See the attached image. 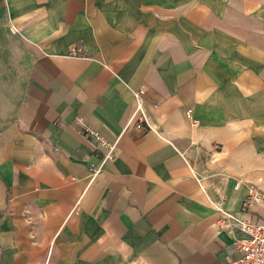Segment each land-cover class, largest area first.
Listing matches in <instances>:
<instances>
[{
	"label": "crops",
	"instance_id": "1",
	"mask_svg": "<svg viewBox=\"0 0 264 264\" xmlns=\"http://www.w3.org/2000/svg\"><path fill=\"white\" fill-rule=\"evenodd\" d=\"M263 150L264 0H0V264H230Z\"/></svg>",
	"mask_w": 264,
	"mask_h": 264
},
{
	"label": "built area",
	"instance_id": "2",
	"mask_svg": "<svg viewBox=\"0 0 264 264\" xmlns=\"http://www.w3.org/2000/svg\"><path fill=\"white\" fill-rule=\"evenodd\" d=\"M144 93V87L135 93L136 109L130 119L134 128L141 131L149 126L143 101ZM76 122L80 125L81 133L98 137V132L84 120L77 119ZM112 148L110 146L109 151ZM109 151L106 156L110 155ZM241 185V181H236L234 187L238 189ZM254 205L262 206L263 210H253ZM219 212L220 226L225 227L232 234L234 256L230 259V264H264V177L247 182V194L243 200L241 214L224 208H219Z\"/></svg>",
	"mask_w": 264,
	"mask_h": 264
},
{
	"label": "rangeland",
	"instance_id": "3",
	"mask_svg": "<svg viewBox=\"0 0 264 264\" xmlns=\"http://www.w3.org/2000/svg\"><path fill=\"white\" fill-rule=\"evenodd\" d=\"M263 153H264V150H263Z\"/></svg>",
	"mask_w": 264,
	"mask_h": 264
}]
</instances>
